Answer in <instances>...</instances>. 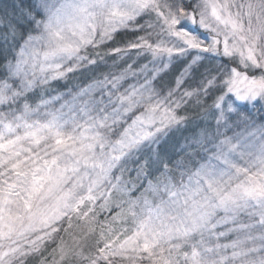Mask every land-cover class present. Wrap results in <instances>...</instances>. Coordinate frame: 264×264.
I'll return each instance as SVG.
<instances>
[{"label":"snow or ice","instance_id":"1","mask_svg":"<svg viewBox=\"0 0 264 264\" xmlns=\"http://www.w3.org/2000/svg\"><path fill=\"white\" fill-rule=\"evenodd\" d=\"M0 43V264H264V0H20ZM208 100L200 159L162 154Z\"/></svg>","mask_w":264,"mask_h":264},{"label":"trees","instance_id":"2","mask_svg":"<svg viewBox=\"0 0 264 264\" xmlns=\"http://www.w3.org/2000/svg\"><path fill=\"white\" fill-rule=\"evenodd\" d=\"M14 2H20V0H0V10H2L5 6H11ZM30 3L31 0H23V4L25 6L29 5ZM132 36L133 35L130 33L118 34L115 37V40L108 43L107 47L104 48L103 50L107 51V49L111 47H121L125 45V43H127L132 38ZM3 48L4 45L0 43V53H2ZM8 59H12L11 54L8 55ZM4 62H5L4 55L0 54V78L4 77V71H5L3 68ZM139 63H147V60L141 57L139 59ZM116 64L123 66V63L120 60H116ZM212 66L213 64L211 62L208 61L205 62V67L211 68ZM181 67L182 66L180 64H176L175 66L171 67L168 73L163 75L162 80L171 83L174 76L180 71ZM205 67H201L200 69L204 70ZM200 69L199 72L196 73V75H199V73L201 72ZM116 71H119V68H117L113 64V57L109 56V57H105L104 65L101 66V68L96 74L98 75L99 72L108 73V72H116ZM89 75L90 74H84V75L78 74L77 76L70 77L67 80L53 82L51 87L48 89L47 92L44 93V95L46 96L56 95L58 93L67 92L68 90H74L76 86H83L88 81ZM29 96L31 97V94H29ZM29 102L34 104L35 98L34 97L30 98ZM210 104H211V100H208L206 104L203 106H196L194 104L187 106L186 111L182 112V114H185L188 117L187 124L180 131L170 133L168 140L167 141L163 140V142L160 144L159 151L164 155L170 156L172 158H177L178 156L184 154V149L180 150V146L184 141L192 140L194 137L197 136L198 133H200L204 129L211 131L214 123L212 120H209L208 117L205 116L206 109L210 110L209 108ZM186 148L188 149V153H191L193 155V159L195 160H199L200 155H203L202 150H200L199 154H196L195 150L188 147ZM133 167L136 166L133 165ZM128 175L129 174L126 173V178H128ZM131 175L134 177V173H132ZM135 195H138V193H133V196ZM116 211H118V209H116L113 206L112 212L109 215L101 214L100 219L101 220H104L105 218L110 219L112 215H115ZM232 238L234 237H231V239ZM32 264H35V262L33 261Z\"/></svg>","mask_w":264,"mask_h":264},{"label":"rangeland","instance_id":"3","mask_svg":"<svg viewBox=\"0 0 264 264\" xmlns=\"http://www.w3.org/2000/svg\"><path fill=\"white\" fill-rule=\"evenodd\" d=\"M118 35V34H117ZM135 37L134 36H132V38L130 39V40H132V39H134ZM129 40V41H130ZM111 42V41H110ZM110 42H108V43H110ZM125 45H126V43H125ZM125 45H123V46H121V48L122 47H124ZM175 66V65H174ZM173 67V66H172ZM213 67V66H212ZM205 70V69H204ZM203 69H200V71L201 72H203L204 71ZM196 77H197V79H199L200 78V76L199 75H196ZM191 83H192V86H195V81H191ZM171 83L170 82H168V81H163V80H160L159 81V83H158V86H160V85H170ZM59 105L58 104H56V107H58ZM2 110H5L6 111V109H2ZM208 119L209 120H211V117H208ZM213 123H214V121H213ZM214 129V124H213V126H212V130ZM211 130V131H212ZM235 131H241V129H235ZM233 133H232V131H229L228 132V135H232ZM168 138H169V136L167 137V138H165V141H167L168 140ZM163 142V140L161 141V143ZM192 142V140H190V141H184L182 144H181V146H180V150L181 149H185L186 147H188V145L190 144ZM160 143V144H161ZM113 210V209H112ZM112 212V211H111ZM110 212V213H111ZM110 213H107V212H105V213H101V214H104V215H109ZM126 227H131V223L129 222L127 225H125ZM230 239H231V237H229V238H222L221 239V243H228L229 241H230Z\"/></svg>","mask_w":264,"mask_h":264}]
</instances>
